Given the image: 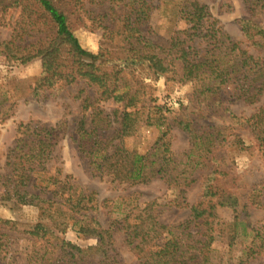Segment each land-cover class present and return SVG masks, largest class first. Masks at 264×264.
I'll return each instance as SVG.
<instances>
[{
    "label": "trees",
    "instance_id": "1",
    "mask_svg": "<svg viewBox=\"0 0 264 264\" xmlns=\"http://www.w3.org/2000/svg\"><path fill=\"white\" fill-rule=\"evenodd\" d=\"M242 1L250 17L240 21L241 30L255 55L231 39L209 8L196 0L163 2L168 26L159 42L150 38L149 24L160 6L154 7L148 0H0V13L19 9L22 37L41 35L35 43L22 46V38L16 44L0 43V47L15 51L22 64L41 60L39 88L81 83L93 91L92 97L80 100L74 127L77 148L92 175L128 185L161 180L177 189L183 200L193 168L204 166L219 148H245L234 133L235 127L246 126L258 141H264V102L248 118L225 110L233 126L226 122L195 127L185 112L188 109L170 124L163 108L149 103L150 86L135 72L146 69L152 76L190 83L192 98L199 102L215 103L221 100L224 88L231 87L244 103H259L264 99V33L253 32L251 26L257 16L264 20V0ZM68 16L75 17L85 29L101 30L109 48L97 54L83 49L69 29ZM109 101L118 107L106 114L98 105ZM152 126H166L167 130L146 153L124 147L126 138ZM171 127L189 138L185 161H179L171 150L167 139ZM57 138L56 127L33 122L17 127L14 145L0 173V190L7 191L16 207L36 208L37 220L18 230L16 222L0 219V263L6 262V230L33 242L24 259L26 264H114L115 233L123 235L139 264H211L216 236L224 249L220 264H249L264 251V230L251 226L248 212V205L264 209L261 190L253 188L248 204L241 205L240 196L222 184L223 174L215 170L204 180L201 200L188 206L189 217L183 224L165 226L157 219L154 202L140 208L131 195L120 202L125 215L102 227L96 218L95 192L84 190L69 175H63L59 166L51 165L57 158ZM221 208L232 211L231 222L218 217L217 209ZM192 224L201 229L198 238L188 232ZM68 229H75L82 238L94 237L97 243L81 248L58 236Z\"/></svg>",
    "mask_w": 264,
    "mask_h": 264
},
{
    "label": "rangeland",
    "instance_id": "2",
    "mask_svg": "<svg viewBox=\"0 0 264 264\" xmlns=\"http://www.w3.org/2000/svg\"><path fill=\"white\" fill-rule=\"evenodd\" d=\"M155 6H160L154 11L149 24V36L154 41H161L165 37L167 19L162 13L165 0H148ZM209 8L217 25L234 41L240 42L241 47L250 54L256 52L245 40L240 21L249 18L248 7L242 0H196ZM19 9H8L0 13V43L9 41L16 44L24 40L22 46L35 43L41 35H32L30 38L21 36L19 26ZM69 29L78 39L86 51L97 54L100 50L109 48V42L98 29H85L73 16H68ZM251 30L255 33H264L263 17L253 19ZM42 75V62L36 58L25 64L16 60L15 51L7 52L0 47V173H3L6 155L14 145L17 127L20 123H38L48 127L58 128L55 155L57 158L51 162L62 169L63 175H69L75 183L86 191H94L98 201L96 218L101 226L107 228L114 219H119L125 214L121 210L123 198L133 195L134 204L143 208L154 202L157 219L167 227L183 224L189 217L188 206L201 200L204 180L214 170L220 176L222 184L240 196V204H248L247 196L253 188H259L260 201L264 205V141H258L246 127H235V134L244 142L243 150L232 146L219 148L215 151L204 166L193 168L189 180V187L185 189L183 200L178 197V190L167 186L161 180H153L147 184H118L106 176L92 175L87 167V159L81 155L75 142L74 127L80 115V100L84 96H93L91 89H86L81 83L65 85L58 83L51 88H39L38 81ZM135 76L150 86L148 90L151 105L163 108V113L170 124L175 118L181 116L185 109L195 127L205 125L233 126V121L227 119L232 113L238 118L252 116L264 99L259 103L246 104L233 94L231 87L224 88L221 100L215 103L199 102L192 98L193 87L190 83L168 81L165 76H152L145 69H137ZM128 77V76H127ZM85 89V93H80ZM220 101V104H219ZM106 114H111L118 105L112 102H101L98 105ZM228 110L229 112H225ZM63 124V125H61ZM235 124V123H234ZM116 126V125H115ZM167 130L163 127H142L133 136L124 140V147L137 154L146 153L161 133ZM167 139L170 141L171 150L180 161L189 149V138L186 133L176 127L168 130ZM185 163V162H184ZM183 163V164H184ZM219 178V174L217 175ZM187 204V207L181 205ZM249 221L251 226L264 230V209L248 205ZM217 215L226 223L232 220V211L217 209ZM0 219L9 220L18 224V230H24L28 225L37 220V210L34 207H16L8 199L7 191L0 190ZM75 229H68L60 238L81 248L94 246L97 239L94 237L82 238ZM6 262L5 264H26L25 257L30 252L33 242L21 233L6 230ZM194 238L201 233V229L192 224L188 231ZM214 235V234H213ZM212 237V236H211ZM211 245V264H220L223 247L219 244V237H213ZM114 264H139L138 258L128 249L121 233L114 234ZM4 264V263H0ZM249 264H264V251Z\"/></svg>",
    "mask_w": 264,
    "mask_h": 264
}]
</instances>
